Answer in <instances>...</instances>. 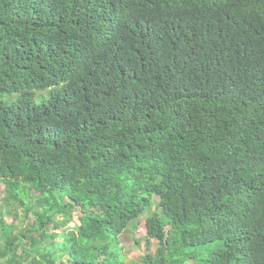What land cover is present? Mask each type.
Returning a JSON list of instances; mask_svg holds the SVG:
<instances>
[{"label":"trees","instance_id":"trees-1","mask_svg":"<svg viewBox=\"0 0 264 264\" xmlns=\"http://www.w3.org/2000/svg\"><path fill=\"white\" fill-rule=\"evenodd\" d=\"M0 183V264H264V0H0Z\"/></svg>","mask_w":264,"mask_h":264},{"label":"rangeland","instance_id":"rangeland-1","mask_svg":"<svg viewBox=\"0 0 264 264\" xmlns=\"http://www.w3.org/2000/svg\"><path fill=\"white\" fill-rule=\"evenodd\" d=\"M16 97H12V99L14 100ZM5 185L3 183H0V207H2L4 200L3 198L5 197L6 191H5ZM34 195H37L36 193H33ZM31 203H33V200L30 199ZM155 201H159L158 198H155ZM32 212L28 214L29 218L25 217L24 212H18V217L15 218L14 215H5L4 220L7 224H14L17 227L21 226L23 223L27 222V219L30 220V222L32 223L33 216H32ZM80 216V213H76L74 215V221L71 222L69 225L70 227H73L75 224H79V220L78 217ZM17 230V229H16ZM62 231H64L63 228L54 230V229H50L49 232L50 233H62ZM66 231V230H65ZM68 231V230H67ZM66 231V232H67ZM147 233L145 230V226L143 223H140L138 228L135 230V232H131L129 233V236H125L122 239L121 242V246L123 248V254L126 258V262L127 264H141V261L143 259V257L149 253V249H148V245L146 243V237ZM62 239L61 238H56V242H61ZM139 241V242H137ZM153 245H152V251H155L157 248V244L155 241H152ZM186 264H193V261L190 260L188 261Z\"/></svg>","mask_w":264,"mask_h":264}]
</instances>
